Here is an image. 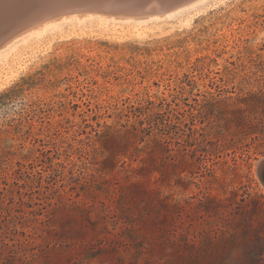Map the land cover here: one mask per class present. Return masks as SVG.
Masks as SVG:
<instances>
[{
	"label": "rangeland",
	"instance_id": "1",
	"mask_svg": "<svg viewBox=\"0 0 264 264\" xmlns=\"http://www.w3.org/2000/svg\"><path fill=\"white\" fill-rule=\"evenodd\" d=\"M214 4L0 66V264L264 260V0Z\"/></svg>",
	"mask_w": 264,
	"mask_h": 264
},
{
	"label": "bare ground",
	"instance_id": "2",
	"mask_svg": "<svg viewBox=\"0 0 264 264\" xmlns=\"http://www.w3.org/2000/svg\"><path fill=\"white\" fill-rule=\"evenodd\" d=\"M36 1H29L37 4L30 12L23 6L25 2L30 4L27 0H0V16L3 13L0 17V66L12 59L21 44L59 31L64 25L84 26L94 21L107 28L125 24L140 35L142 27L149 23L170 21L180 15L189 19L215 3V0H49L40 7L39 2L34 3ZM15 4L20 6L13 10ZM255 163L257 166L258 162ZM258 264H264V260Z\"/></svg>",
	"mask_w": 264,
	"mask_h": 264
},
{
	"label": "water",
	"instance_id": "3",
	"mask_svg": "<svg viewBox=\"0 0 264 264\" xmlns=\"http://www.w3.org/2000/svg\"><path fill=\"white\" fill-rule=\"evenodd\" d=\"M256 172L262 183L264 184V157L258 161L256 166Z\"/></svg>",
	"mask_w": 264,
	"mask_h": 264
}]
</instances>
